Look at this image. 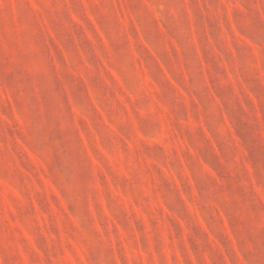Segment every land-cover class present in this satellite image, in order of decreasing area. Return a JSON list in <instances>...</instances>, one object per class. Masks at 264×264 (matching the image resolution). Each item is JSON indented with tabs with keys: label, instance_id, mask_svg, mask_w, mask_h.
<instances>
[{
	"label": "rangeland",
	"instance_id": "1",
	"mask_svg": "<svg viewBox=\"0 0 264 264\" xmlns=\"http://www.w3.org/2000/svg\"><path fill=\"white\" fill-rule=\"evenodd\" d=\"M0 264H264V0H0Z\"/></svg>",
	"mask_w": 264,
	"mask_h": 264
}]
</instances>
